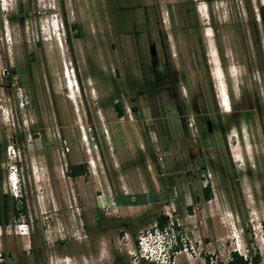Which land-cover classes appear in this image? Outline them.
I'll use <instances>...</instances> for the list:
<instances>
[{
	"label": "rangeland",
	"instance_id": "1",
	"mask_svg": "<svg viewBox=\"0 0 264 264\" xmlns=\"http://www.w3.org/2000/svg\"><path fill=\"white\" fill-rule=\"evenodd\" d=\"M262 7L0 0V264H264Z\"/></svg>",
	"mask_w": 264,
	"mask_h": 264
},
{
	"label": "trees",
	"instance_id": "2",
	"mask_svg": "<svg viewBox=\"0 0 264 264\" xmlns=\"http://www.w3.org/2000/svg\"><path fill=\"white\" fill-rule=\"evenodd\" d=\"M261 13H262V17L264 19V7L261 8ZM116 107H117L118 113L120 115H122L123 114L122 106H120L119 104H116ZM75 167H76V171H73V172L79 173V170H77V169L78 168L83 169L85 166L82 164H78ZM203 191H204L205 198L207 200L211 199V197H212L211 185L210 184L206 185L203 188ZM8 207H9L8 196L6 194H4L3 192H0V214L6 218H7ZM17 211L19 212V210H17ZM244 217H245V210H244ZM244 220H245V218H244ZM99 221H101L100 218H99ZM156 223L160 228L163 229L169 223V217L166 214H159L157 217ZM120 225H122L124 227L125 226L129 227L132 224H130V222H127L126 220H123V221H121ZM246 239H247V237H246ZM247 242H248V246H249L250 242H251L250 239H247ZM180 245H181V242H180ZM249 250H250V255H245L243 253L238 252V250H234L231 253V255H232L231 259H229L227 262L218 261L217 264H260L261 263V255L259 253L253 254L251 249H249ZM117 263L118 264H124L125 262L121 260V261H118ZM1 264H4V262H1ZM141 264H161V263H158V262H142ZM165 264H173V263L168 262Z\"/></svg>",
	"mask_w": 264,
	"mask_h": 264
},
{
	"label": "built area",
	"instance_id": "3",
	"mask_svg": "<svg viewBox=\"0 0 264 264\" xmlns=\"http://www.w3.org/2000/svg\"><path fill=\"white\" fill-rule=\"evenodd\" d=\"M12 153H14V152H12L11 149H9V154H12ZM12 169H13V171H11V174L12 175H17L18 167L17 166H12ZM167 213H168V215L170 217L169 218L170 220H169V223L163 229L160 228L157 225V223H156V225L158 227V229H157L158 231L157 232H155V233H153V232L147 233V232H144L143 231L142 234H152V235L153 234H177V230H176V227L177 226L175 224L176 222L173 219L171 213L170 212H167ZM123 234H124L123 237L129 238V235H128L129 232H126L125 231ZM145 237L146 236L143 235L141 237V239L139 240V243H140L139 246H140V250H141V257L143 259L149 260L151 262L152 261L153 262H158V263H161V264H165V263H168V262H172L173 264H175L174 261L171 260V256H172L171 253L174 254V252H171L169 249H167L164 252L161 251V250L160 251L157 250V248H154V247L151 246V244L149 243V239L148 240L147 239L146 240L144 239ZM150 240H151V238H150ZM175 243H177V241H176V239L174 237V240L172 239V242L170 243V246L171 245H174ZM161 252H162V256H160L161 255ZM175 252H177V251H175ZM161 257H162V259H161ZM166 257H168V258H166ZM231 258H232V255H229V257L227 258V260L225 262H227ZM216 263H218V261Z\"/></svg>",
	"mask_w": 264,
	"mask_h": 264
},
{
	"label": "bare ground",
	"instance_id": "4",
	"mask_svg": "<svg viewBox=\"0 0 264 264\" xmlns=\"http://www.w3.org/2000/svg\"><path fill=\"white\" fill-rule=\"evenodd\" d=\"M207 36H210L209 33H207ZM210 56L212 57L211 61L213 64L218 66L219 61L217 57V53L215 51V46L213 44L210 45ZM221 97V104L224 107L225 110L229 111L230 110V97L226 91H223L220 95Z\"/></svg>",
	"mask_w": 264,
	"mask_h": 264
},
{
	"label": "clouds",
	"instance_id": "5",
	"mask_svg": "<svg viewBox=\"0 0 264 264\" xmlns=\"http://www.w3.org/2000/svg\"><path fill=\"white\" fill-rule=\"evenodd\" d=\"M180 247H181L180 242L177 241V243H175L174 245H171V246H170L169 250H170L171 252H175V251H177Z\"/></svg>",
	"mask_w": 264,
	"mask_h": 264
},
{
	"label": "flooded vegetation",
	"instance_id": "6",
	"mask_svg": "<svg viewBox=\"0 0 264 264\" xmlns=\"http://www.w3.org/2000/svg\"><path fill=\"white\" fill-rule=\"evenodd\" d=\"M157 73H158V72H157ZM161 77H163V75H162Z\"/></svg>",
	"mask_w": 264,
	"mask_h": 264
},
{
	"label": "crops",
	"instance_id": "7",
	"mask_svg": "<svg viewBox=\"0 0 264 264\" xmlns=\"http://www.w3.org/2000/svg\"><path fill=\"white\" fill-rule=\"evenodd\" d=\"M206 185V184H205ZM151 197V196H150Z\"/></svg>",
	"mask_w": 264,
	"mask_h": 264
}]
</instances>
